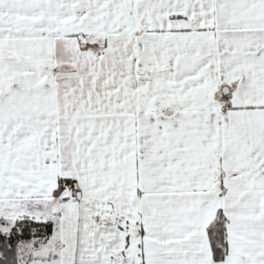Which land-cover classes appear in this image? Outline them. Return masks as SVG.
Wrapping results in <instances>:
<instances>
[{"label": "snow or ice", "instance_id": "obj_1", "mask_svg": "<svg viewBox=\"0 0 264 264\" xmlns=\"http://www.w3.org/2000/svg\"><path fill=\"white\" fill-rule=\"evenodd\" d=\"M0 264H264V0H0Z\"/></svg>", "mask_w": 264, "mask_h": 264}]
</instances>
